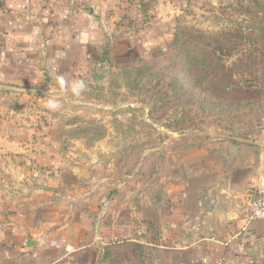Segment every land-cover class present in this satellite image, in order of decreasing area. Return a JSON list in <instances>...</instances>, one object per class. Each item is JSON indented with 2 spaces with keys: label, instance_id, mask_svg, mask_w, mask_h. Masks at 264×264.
Returning a JSON list of instances; mask_svg holds the SVG:
<instances>
[{
  "label": "crops",
  "instance_id": "1",
  "mask_svg": "<svg viewBox=\"0 0 264 264\" xmlns=\"http://www.w3.org/2000/svg\"><path fill=\"white\" fill-rule=\"evenodd\" d=\"M170 1L152 18L148 0H0V264H100L115 242L149 245L153 212L164 264H214L264 236V217L247 219L264 184V130L212 136L175 156L170 179L143 186L105 183L99 161L65 149L76 131L61 116L77 103L59 94L162 48ZM245 257L264 259V243Z\"/></svg>",
  "mask_w": 264,
  "mask_h": 264
},
{
  "label": "rangeland",
  "instance_id": "2",
  "mask_svg": "<svg viewBox=\"0 0 264 264\" xmlns=\"http://www.w3.org/2000/svg\"><path fill=\"white\" fill-rule=\"evenodd\" d=\"M148 3L154 18L155 5L167 2ZM170 4L162 11L170 17L162 48L130 65L99 68L59 94L77 103L61 121L81 136L65 140V149L87 155L88 165L99 161L105 183H162L174 175L177 154L212 136L249 139L264 130V0ZM150 224L149 245L115 242L139 248L115 246L104 264H164L155 212Z\"/></svg>",
  "mask_w": 264,
  "mask_h": 264
},
{
  "label": "built area",
  "instance_id": "3",
  "mask_svg": "<svg viewBox=\"0 0 264 264\" xmlns=\"http://www.w3.org/2000/svg\"><path fill=\"white\" fill-rule=\"evenodd\" d=\"M61 4H68L74 7H80L84 4L87 0H55ZM264 217V184L257 191L256 198L250 203V210L248 215V222H252L254 220L260 219ZM241 236V233H237L233 235L232 239L238 240ZM260 241L264 243V236L259 238H253L248 240H240L236 247L232 250L233 253L230 254H223L219 255L214 259V264H239L237 257L243 256L247 251L254 249L255 243ZM67 252H70V249H66ZM248 263H251L248 260L247 256L245 257Z\"/></svg>",
  "mask_w": 264,
  "mask_h": 264
},
{
  "label": "trees",
  "instance_id": "4",
  "mask_svg": "<svg viewBox=\"0 0 264 264\" xmlns=\"http://www.w3.org/2000/svg\"><path fill=\"white\" fill-rule=\"evenodd\" d=\"M116 244L117 243L110 244V245H108L105 248L104 255H103V258H102L100 264H104V262L106 261L107 257L111 254V249L113 247H115V246H119L120 245L121 248H124L125 246L130 247V248H139V246L137 244H133V243H129V242H127V243L123 242V243H120V244L118 243L117 245Z\"/></svg>",
  "mask_w": 264,
  "mask_h": 264
},
{
  "label": "water",
  "instance_id": "5",
  "mask_svg": "<svg viewBox=\"0 0 264 264\" xmlns=\"http://www.w3.org/2000/svg\"><path fill=\"white\" fill-rule=\"evenodd\" d=\"M209 205L212 206L213 205V200L209 202Z\"/></svg>",
  "mask_w": 264,
  "mask_h": 264
}]
</instances>
